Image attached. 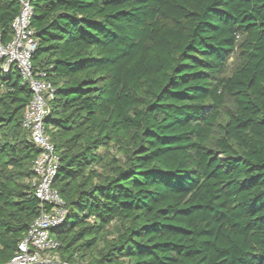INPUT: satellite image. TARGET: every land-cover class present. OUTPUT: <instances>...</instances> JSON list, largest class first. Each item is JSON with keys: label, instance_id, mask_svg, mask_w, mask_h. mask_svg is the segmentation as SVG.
Instances as JSON below:
<instances>
[{"label": "trees", "instance_id": "16d2710c", "mask_svg": "<svg viewBox=\"0 0 264 264\" xmlns=\"http://www.w3.org/2000/svg\"><path fill=\"white\" fill-rule=\"evenodd\" d=\"M30 3L33 66L55 87L61 261L264 264V0ZM20 10L0 0L6 41ZM31 98L0 67V262L40 213Z\"/></svg>", "mask_w": 264, "mask_h": 264}, {"label": "built area", "instance_id": "2783aa9c", "mask_svg": "<svg viewBox=\"0 0 264 264\" xmlns=\"http://www.w3.org/2000/svg\"><path fill=\"white\" fill-rule=\"evenodd\" d=\"M21 10L15 17L13 36L4 40L0 31V67L5 71L16 67L29 82L32 98L25 110L24 127L39 149L33 161L34 176L30 180L35 196L40 200V213L32 222L13 258L0 264H60V240L54 229L68 216L66 200L54 185L60 167V155L46 131L45 121L50 113V101L55 87L46 73L35 70L32 56L37 48L30 0H20ZM63 264H69L63 262Z\"/></svg>", "mask_w": 264, "mask_h": 264}, {"label": "rangeland", "instance_id": "374dc122", "mask_svg": "<svg viewBox=\"0 0 264 264\" xmlns=\"http://www.w3.org/2000/svg\"><path fill=\"white\" fill-rule=\"evenodd\" d=\"M234 59H231L228 61V71H232L233 68H234ZM111 152L112 154H114V156L116 157H121L122 156V153L119 151V149L117 147H113L111 148Z\"/></svg>", "mask_w": 264, "mask_h": 264}, {"label": "water", "instance_id": "95a60500", "mask_svg": "<svg viewBox=\"0 0 264 264\" xmlns=\"http://www.w3.org/2000/svg\"><path fill=\"white\" fill-rule=\"evenodd\" d=\"M60 264H63V262H59Z\"/></svg>", "mask_w": 264, "mask_h": 264}]
</instances>
